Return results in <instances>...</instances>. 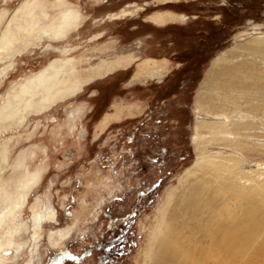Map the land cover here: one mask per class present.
I'll list each match as a JSON object with an SVG mask.
<instances>
[{"label":"rangeland","instance_id":"1","mask_svg":"<svg viewBox=\"0 0 264 264\" xmlns=\"http://www.w3.org/2000/svg\"><path fill=\"white\" fill-rule=\"evenodd\" d=\"M57 1L0 0V31L8 26L14 47L22 49L0 63V71L12 64L0 73V107L15 96L23 101L16 115L0 122V155L7 152L0 160V210L6 194L24 198L16 218L22 226L14 237L18 250L10 264L41 258L38 264H143L157 209L180 179L192 177V112L199 93L224 104V110L216 108L218 121L246 128L227 135L264 148V52L247 49L254 39L264 47V0H60L76 10L74 31L57 43L36 29L21 33L37 17L35 6L54 15ZM136 8L143 10L134 15ZM155 15L168 16L160 25L150 21ZM228 50L232 64L250 66L253 75L260 71L258 87L202 86L212 61ZM129 55L136 59L127 71L117 70L39 110L38 77L51 64H71L84 79L99 61ZM148 58L158 63L161 80L146 73L129 80ZM250 104L261 110H250ZM199 113V120L212 119L204 109ZM107 114L112 118L99 131ZM210 136L201 129V142ZM210 150L231 155L223 145ZM240 155L246 177L264 179V156ZM52 211L56 223H45ZM66 225L74 227L72 236L52 249L50 232Z\"/></svg>","mask_w":264,"mask_h":264},{"label":"bare ground","instance_id":"2","mask_svg":"<svg viewBox=\"0 0 264 264\" xmlns=\"http://www.w3.org/2000/svg\"><path fill=\"white\" fill-rule=\"evenodd\" d=\"M163 3H169V0ZM55 5L57 13L54 15L51 13L50 15L45 8L40 9L35 6L34 9L38 10L37 17L32 16L23 30L21 26H16L14 29L17 32L22 30L21 33L26 34L36 29L39 30L40 36L48 41L59 42L77 28L79 18L76 10L62 4L60 0ZM142 10L143 8H136L134 15ZM123 14L125 15V12ZM165 16L155 15L150 21L161 25L165 22ZM261 43V40L254 39L247 49L264 52ZM21 50L14 47L13 31H10L8 26L0 31V63L5 60L11 61ZM231 56L232 51L228 50L212 61L202 82L203 87L223 91L258 87L262 79L261 73L259 75L260 71L253 75L250 66L249 68L242 63L232 64L231 58H228ZM135 59L134 56L129 55L115 57L113 61L101 60L94 67L89 68L84 79L75 74L71 64H51L48 70L53 71L52 75L50 76L48 70H45L38 77V86L41 90L39 110L46 111L55 102L76 96L82 92L84 86L117 70L127 71L134 64ZM157 65L154 59H145L130 80H137L146 73L144 75L150 79L160 81L163 74L157 69ZM11 66V63L8 64L0 73L6 72ZM203 96L201 93L196 96L197 111L192 112L196 120L190 139L195 154L192 177L180 179L179 187L172 189V192L169 191L164 203L157 209L156 225L149 233V245L143 264H264V179L259 181L256 176L251 177L255 179L246 177L247 172L242 170L245 159L240 155L244 154L250 159L263 157L264 148L247 141L238 142L227 135L246 128L229 120L218 121L221 115L216 108L224 110V104L216 103L214 96ZM225 99L229 101L228 98ZM200 100L203 102L204 111L211 114L212 121L199 120L198 114L203 111ZM22 102L15 96L6 105L4 103L0 107V122L16 115ZM249 108L261 110V106L251 104ZM111 118L112 115L107 114L101 119L98 124L99 131ZM203 128H206L211 135L205 142L200 141V131ZM213 145L229 147L228 153L231 155L220 153L221 156H218L216 154L219 153H210ZM6 157L7 152L4 148L0 160L3 162ZM186 174L187 172L185 176ZM23 200V196L18 193L12 197L6 194L0 210V264H10L15 260L18 246L14 244V237L22 228L16 223V218ZM32 215L31 220L35 230L39 219L36 218L35 212ZM44 221L50 224L56 223L53 211ZM73 232L72 225L50 232L48 237L50 247L52 249L60 247ZM41 259L34 264L41 263ZM30 263L31 260L28 264Z\"/></svg>","mask_w":264,"mask_h":264},{"label":"flooded vegetation","instance_id":"3","mask_svg":"<svg viewBox=\"0 0 264 264\" xmlns=\"http://www.w3.org/2000/svg\"><path fill=\"white\" fill-rule=\"evenodd\" d=\"M164 4H168V3H164ZM130 80V79H129Z\"/></svg>","mask_w":264,"mask_h":264}]
</instances>
